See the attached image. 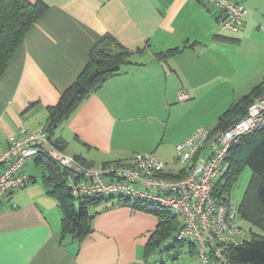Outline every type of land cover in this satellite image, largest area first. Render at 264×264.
Returning <instances> with one entry per match:
<instances>
[{"label":"crops","instance_id":"obj_1","mask_svg":"<svg viewBox=\"0 0 264 264\" xmlns=\"http://www.w3.org/2000/svg\"><path fill=\"white\" fill-rule=\"evenodd\" d=\"M42 1L45 11L0 76V153L21 128H44L48 106L104 34L131 52L129 63L53 136L89 165L151 152L166 163L165 176H178L175 144L200 125L214 129L231 103L264 80V0H231L248 8L236 32L220 29L223 12L206 0ZM174 47L181 50L158 55ZM179 90L189 98L179 101ZM36 158L22 167L30 182L0 197V264H149L155 214L110 195L88 206L91 231L81 241L61 234L62 213L42 182L45 169L37 175Z\"/></svg>","mask_w":264,"mask_h":264},{"label":"built area","instance_id":"obj_2","mask_svg":"<svg viewBox=\"0 0 264 264\" xmlns=\"http://www.w3.org/2000/svg\"><path fill=\"white\" fill-rule=\"evenodd\" d=\"M220 8L221 30L236 32L247 19L244 2L206 0ZM264 30V25L260 26ZM189 94L178 91V100ZM264 127V93L254 96L246 112L224 129L196 127L175 144L177 177L165 176L166 163L151 152H136L131 162L86 165L52 144L46 130L21 128L7 139L0 153V197L30 182L22 167L44 152L67 170L66 185L72 197L94 198L120 195L159 206L172 212L180 224L177 240L196 246L203 264H230L229 249L242 243L244 230L238 205L229 198L213 196V184L228 168L226 157L241 138Z\"/></svg>","mask_w":264,"mask_h":264},{"label":"trees","instance_id":"obj_3","mask_svg":"<svg viewBox=\"0 0 264 264\" xmlns=\"http://www.w3.org/2000/svg\"><path fill=\"white\" fill-rule=\"evenodd\" d=\"M46 9L42 0H0V76L7 69L15 51L21 45L29 28ZM181 47L169 48L158 52L160 57L173 55ZM130 51L121 46L113 36L104 34L89 49L88 59L76 79L62 91L58 102L48 106L47 122L44 130L54 146L62 150V140L54 136L57 126L68 120L85 99L95 93L108 79L117 75L123 65L129 63ZM264 93V80L255 85L241 100L231 103L219 117L213 130L224 129L242 116L252 98ZM63 151V150H62ZM83 164L89 165L78 157ZM228 168L213 184L212 194L219 200L229 198L231 188L245 167L251 170V177L238 204L241 220L249 222L262 231L252 234L250 240L229 249L230 264H264V127L256 132L244 135L240 142L228 151ZM46 173L42 182L48 194L53 196L62 213L61 234H70L81 241L91 231V215L88 206L100 201H109L112 196L83 198L72 197L66 185L67 170L56 161L40 152L35 159ZM177 177V176H171ZM118 202L130 203L134 208L145 209L158 218L156 229L150 236L145 249L147 258L165 240L172 239L173 245H187L190 253L196 254V246L187 240H177L176 233L180 224L169 210L159 207H147L146 202L130 197L118 196ZM176 259V258H175Z\"/></svg>","mask_w":264,"mask_h":264},{"label":"rangeland","instance_id":"obj_4","mask_svg":"<svg viewBox=\"0 0 264 264\" xmlns=\"http://www.w3.org/2000/svg\"><path fill=\"white\" fill-rule=\"evenodd\" d=\"M36 168L38 169L37 175L40 177L41 171L44 173V168L42 166H37ZM250 177L251 170L249 167H245L231 188L229 197L237 205L244 196ZM240 224L244 230L242 240H250L252 234H262L260 229L252 226L247 221L241 220ZM148 261L149 264H203L197 254L190 253L187 245H173L172 239L162 242L150 255Z\"/></svg>","mask_w":264,"mask_h":264}]
</instances>
